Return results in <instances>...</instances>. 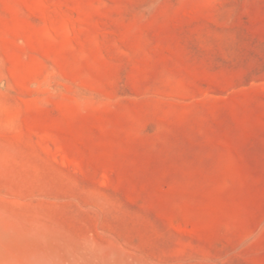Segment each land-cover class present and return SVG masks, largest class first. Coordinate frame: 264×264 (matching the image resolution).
I'll list each match as a JSON object with an SVG mask.
<instances>
[{
	"label": "rangeland",
	"instance_id": "obj_1",
	"mask_svg": "<svg viewBox=\"0 0 264 264\" xmlns=\"http://www.w3.org/2000/svg\"><path fill=\"white\" fill-rule=\"evenodd\" d=\"M0 264H264V0H0Z\"/></svg>",
	"mask_w": 264,
	"mask_h": 264
}]
</instances>
